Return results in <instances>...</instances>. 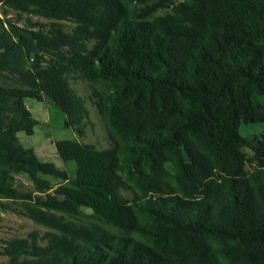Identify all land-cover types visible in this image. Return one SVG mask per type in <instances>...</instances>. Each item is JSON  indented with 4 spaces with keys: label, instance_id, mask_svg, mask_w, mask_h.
I'll use <instances>...</instances> for the list:
<instances>
[{
    "label": "trees",
    "instance_id": "trees-1",
    "mask_svg": "<svg viewBox=\"0 0 264 264\" xmlns=\"http://www.w3.org/2000/svg\"><path fill=\"white\" fill-rule=\"evenodd\" d=\"M0 5V205L51 229L8 240L0 264H264V134L239 133L264 124V0ZM7 8L51 23L20 26ZM74 73L114 143L56 140L72 176L18 133L38 123L25 99L47 98L84 134ZM19 174L32 190L16 187Z\"/></svg>",
    "mask_w": 264,
    "mask_h": 264
},
{
    "label": "rangeland",
    "instance_id": "rangeland-1",
    "mask_svg": "<svg viewBox=\"0 0 264 264\" xmlns=\"http://www.w3.org/2000/svg\"><path fill=\"white\" fill-rule=\"evenodd\" d=\"M179 2L182 0H173ZM167 9L158 10L155 15L163 14ZM0 17H4L2 6L0 5ZM6 17L20 26L36 29L39 27L47 28L51 23L44 17L29 15L17 12L13 9H6ZM63 28L70 31L74 27V23L66 20H59ZM70 85L77 95L84 99L88 109V117L84 122V134L80 136L76 130L65 128L63 125L64 114L52 104L47 98L42 101H37L32 98L25 99V104L30 110L32 117L38 121L33 126L32 134L18 133V138L21 144L26 148H31L34 153L44 161H50L56 166L66 169L73 176L75 163L73 161L64 162L61 160L54 146V142L58 139H76L79 142L91 143L96 148H109L113 145V139L110 136L109 126L104 116L98 111L95 101L92 96L93 86L74 73L69 77ZM239 133L247 138H257L264 134V124L262 123H241ZM244 151L247 154L252 153L248 148ZM247 170L252 169L249 164L245 165ZM15 185L22 191L33 189V183L25 174L15 175ZM129 187L122 188L121 192L125 197L131 198L137 193L130 183ZM7 206L0 205V263L7 261V256L1 251L6 242L15 237H26L31 231L37 232L40 236L51 229L40 225L25 215L18 212L17 204L7 202ZM19 208V207H18Z\"/></svg>",
    "mask_w": 264,
    "mask_h": 264
}]
</instances>
